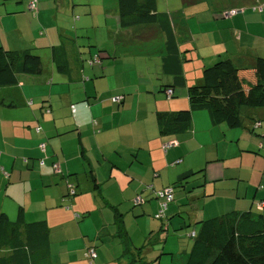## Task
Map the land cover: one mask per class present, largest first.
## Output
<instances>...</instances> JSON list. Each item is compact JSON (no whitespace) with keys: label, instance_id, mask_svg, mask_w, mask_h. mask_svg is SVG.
I'll return each mask as SVG.
<instances>
[{"label":"crops","instance_id":"0c3cea01","mask_svg":"<svg viewBox=\"0 0 264 264\" xmlns=\"http://www.w3.org/2000/svg\"><path fill=\"white\" fill-rule=\"evenodd\" d=\"M87 1L59 0L62 16L59 19L56 17V20L62 22L64 19V29L59 25H56L57 30L53 27L49 29L43 23L33 21L30 23L31 28H28L29 35L25 36L22 30L17 29L20 41L14 42L11 39L13 43L6 47L12 50L32 47L40 58V48L49 47L51 67L45 69L42 63L40 74H23L15 87L1 90L8 98L15 100L17 105H0V213L4 212L9 218L12 216L15 219L18 208L22 206L27 221V204L20 197L11 195L9 190L13 188V184L30 183L35 186L38 183L43 196L57 193L61 197L60 205L71 206L64 211L68 214L72 212L73 215L74 210H84L85 206L79 208L75 197L72 202L62 200L68 187L61 180L74 181L79 193L80 182L84 177L88 190L97 193V203L105 205L99 209L102 212L112 210L117 231L116 222L120 214L123 216L125 213H133L137 218L153 213L154 217L158 209L154 190L173 186L181 173L207 167L206 175L217 177L218 175L210 172L207 163L222 158L226 163L233 140L237 144L241 141L242 151H259V147L264 148V106H242L243 124L236 129L224 124L213 125L206 111H194L191 128L177 135H161L156 123L157 111L189 106L187 87L200 83L204 66L211 65L217 58L230 59L238 67L252 66L258 57L264 58V0H197L191 5H184L182 0H164L165 6L161 9L158 8L157 0V10L168 13L178 46L184 52L182 69L185 84L174 89L179 94L176 98L167 97L160 89L170 87L173 76L163 72V35L158 27L146 25L121 28L116 0L110 9L106 0H99L95 4L98 7L96 17L98 20L99 13L104 14L107 23L104 24L103 21V25L106 27L109 24L108 10L112 12L113 23L105 30L106 36L111 40L109 43L112 45L109 46L97 36L101 24L99 21L94 22L89 2L91 0ZM42 2L47 4L48 9L54 10L49 5L50 0ZM86 3L88 13L83 14L90 16L85 20L78 16V19L83 24L81 28H86V34H89V44H95L90 45L93 49H88V55L82 45H78L77 40L73 39L76 37H73V29L66 25L71 18L74 20L77 11L82 12L76 6ZM38 7L40 13L42 7L40 9L39 0ZM237 8L242 10L231 16L224 14L227 10ZM0 16L2 17L1 11ZM191 21L195 25L203 22L206 28L195 31ZM94 27L97 29L93 38L89 30L92 31L91 28ZM120 34L122 36L117 38ZM94 55L99 57L100 63L97 66L89 63L87 66V61ZM134 59V66L127 69L126 66ZM150 62L154 63L149 67ZM58 65L64 68L60 69ZM118 95L123 98L119 102L112 101L111 98ZM74 104H79L83 110L81 113L87 112L82 125L74 115ZM44 141L45 150L42 151L39 144ZM164 145H168L166 150ZM220 150L223 151L222 154ZM261 152L264 154L263 149ZM41 159L43 163H40ZM261 159L260 166L264 164V158ZM253 162L255 164L256 160ZM53 163L59 164L58 171L52 167ZM90 171L98 184L97 188L92 187ZM240 176L239 179L233 177L227 183L233 195L226 198V207L211 208L206 216L198 217L197 212L194 216L183 218V223L186 220L188 224H195L199 219L230 210H252L255 197L241 201V197L247 196V191L241 193L243 184L240 181H246L247 178ZM262 177L264 178V173ZM202 181L200 174H197L177 183L176 187H180L184 193L174 192L166 212L170 210L171 203H179L180 208L175 209L178 213L188 204L187 200L193 203L196 200V206L200 202L204 208L205 198L209 193L204 187L205 181ZM56 184H60L59 191L50 192L46 189ZM147 184L152 185V188L145 187ZM189 188L196 189L188 193ZM256 191L254 195L260 196L256 202L255 212H258L264 210V184L260 182ZM135 193L144 198L143 203H130ZM183 200L186 203H180ZM9 202L12 206L8 207L6 204ZM259 203L262 204L261 208L258 207ZM85 210L90 209L86 207ZM166 212V222L163 224L167 226L172 221ZM102 222H106L103 215ZM88 247L95 248V260L101 259L102 254L95 245L89 244ZM162 253L169 252H160ZM175 256L173 255L171 262ZM179 256L182 263L187 253H180ZM51 259V264H55L57 260L53 256ZM174 264L179 263L174 261Z\"/></svg>","mask_w":264,"mask_h":264},{"label":"trees","instance_id":"16d2710c","mask_svg":"<svg viewBox=\"0 0 264 264\" xmlns=\"http://www.w3.org/2000/svg\"><path fill=\"white\" fill-rule=\"evenodd\" d=\"M196 2L182 0L184 5ZM116 9L121 28L155 25L161 31L163 72L173 76L171 97L177 96L174 89L185 84L182 69L184 52L178 46L168 13L157 10V0H116ZM58 67L64 68L61 65ZM41 71L42 61L34 48L12 50L0 43V105H17L15 100L2 93V89L15 87L23 74L37 75ZM168 88L164 86L160 89L165 92ZM187 98L189 106L186 108L156 112V123L161 135L187 132L191 128L194 111H206L215 126L224 124L231 129L241 127L242 106H264V58L258 57L249 67H238L227 58L204 66L202 81L187 87ZM197 174L204 181V168L190 170L181 173L174 185H171L172 188ZM90 177L92 187L97 188L98 184L91 171ZM76 189L75 186V194L78 193ZM116 224L117 235L124 244L122 256L128 257L129 263L151 264L160 259V254L148 261L141 250L131 252L122 214L118 216ZM193 230L195 235L192 237L191 248L181 264H264V210L226 211L195 221ZM168 254L173 258L171 252ZM51 263L49 225L45 219L25 221L22 206L18 208L14 220H10L4 212L0 213V264Z\"/></svg>","mask_w":264,"mask_h":264},{"label":"rangeland","instance_id":"374dc122","mask_svg":"<svg viewBox=\"0 0 264 264\" xmlns=\"http://www.w3.org/2000/svg\"><path fill=\"white\" fill-rule=\"evenodd\" d=\"M39 1L40 9L42 7L40 13L38 10V0H36V10L34 12L28 7L30 0H0V11L2 15V17L0 16V42L5 47H9V45L13 43L11 42V39L14 40V42H17L18 40L20 41L17 35V29L22 30L23 33H25V36L29 35L28 33L30 30H28V28H31L30 23L33 21L38 24L43 23L49 29L53 27L57 30L56 25L61 26L62 29L66 27L64 25V19L62 22L56 20V17L59 19V17L62 16V13L60 12V5H58L60 4L59 0H50L49 5H52L54 10L48 9L47 4L42 2L43 0ZM98 1L99 0L89 1L91 2L90 9L94 15V22L97 21L98 23L99 21V24H101L99 29L100 32H97V36L99 37L100 41H104L105 44L107 43L109 46H111L112 44L109 43L111 40L106 36L105 30L110 28L113 23L111 14L112 12L111 10H108L109 24L108 27H106L103 25V21L104 24L107 23L105 22L104 14L99 13L98 20L96 17L98 7L95 4ZM106 5L110 9L112 5L114 6V0H106ZM164 6L165 1L158 0V8L161 9L164 8ZM76 7H78L79 10H82V12L77 11V15H74V20L71 18V16H69L71 21L67 22L66 25L67 28L73 29V37L76 36L73 39L77 40L78 45H82V49H84L88 55V49H93L90 45L95 44H89V38H87L89 34H86V28H81L83 27V24L79 22L78 16H81L83 20L88 18L90 14H83V12L88 13L87 9L89 7L87 3L83 4V6L80 5ZM38 15H40V18H37ZM191 24L195 31H200L203 27H205L203 22L195 25L194 22L191 21ZM91 29L92 31L89 30V33L93 36L97 27ZM121 36L122 34L118 35L117 38H120ZM54 39L55 38H53V40ZM147 45L148 44H145V46ZM123 46L124 45H122L121 49H123ZM49 51V47H43L42 49L40 48L41 59L45 69H48L49 66L51 67ZM218 59L224 58H217L216 60ZM134 61L135 59L130 65H127L126 68L129 69V67H133ZM153 63L154 62L148 63V66L150 67ZM88 64L89 61H87V66ZM94 65L97 66L98 63ZM161 93L164 94L163 92ZM176 97H179V94H177ZM72 107L74 108V115L78 117V120L82 125L87 112L81 113L83 110L80 108L79 104H74ZM44 143L46 142L44 141ZM241 147V141H239L237 144V142L233 140L231 142V146L229 147L231 154L227 156L226 163H224V158L218 161L207 163L209 165L210 172L218 175L217 177L213 175H206L207 167H204V187L207 189V193H209V196L205 198L206 203L204 208L201 207L202 204L200 205V202L196 206V200L194 203L193 201L187 200L188 204H185L184 206L182 205L184 209L182 208L183 210H180L177 213L175 212V209L178 210L180 208V204L171 203V208H173V206L174 208H170V210L166 212V215L171 216L172 223H168L167 226L163 224L166 222V220L154 218L153 213L149 215H142L137 218H135L133 213H125V215L122 216V219L123 225L129 237L131 252L136 253L138 250H141V253L143 252L144 255L143 257L148 261H152L160 254V252L167 251L171 252L173 255H176L173 262H171L172 257L170 254H161L160 259L158 261L152 262L151 264H174V261L180 264L181 258L179 255L180 253L189 252L193 238L189 237L188 234L194 229V224H188L186 220L183 223V218L185 219L188 216H194V214L197 212L199 213L198 217L202 215L206 216V214L213 208L226 207V198H231L233 195V191L229 190L227 183H230L233 180V177L235 179H239L241 177L240 175H243L245 178H247L246 181H240V183L243 184V188L240 190L241 193L247 191V196L245 198L241 197V201L245 200L246 198L247 200H250L252 197H255L252 207V211L255 212L257 210L256 202L260 199V196H255L254 193H257L256 189L260 182L264 184V178L262 177L264 173V164L260 166L262 160L261 158H264V154L261 152V150H264V148H259L258 153V149L242 151ZM220 153L222 154L223 151L220 150ZM253 160H256L255 164ZM4 176H6V174ZM219 177L222 179L219 180ZM64 180L62 179L61 182L67 186L68 180ZM97 181L101 183L99 180ZM139 181L141 182V180ZM85 182L86 181L84 177H82L79 186L80 192L74 196L67 195L64 197V202L66 200L72 202L74 199L73 197H75L77 199L76 204L79 206V208L85 206L84 210H74V217L71 215L72 212L71 214H68L66 211H64L66 207L71 208V206L65 204L63 206L60 205L59 200L61 197H58L57 193L46 195V197L43 196V192L41 191L42 189L38 183L35 186H32L30 183L13 184V188L9 190V193L11 195L20 197L21 200L23 199V202L27 204L25 213L27 215V222L43 219L48 222L51 256H53L54 260H57L55 264H131L129 263L128 257L122 256L124 244L122 242V238L117 235L112 210L110 211L107 209V211L102 212L99 209L100 206L105 205H103V203H97V193L89 191L87 188V183ZM69 185H73L74 188L75 182L70 181ZM189 185L191 186L192 183H189ZM59 186L60 184H56L53 186H48L46 189L50 192L51 190L59 191ZM148 186L149 185L147 184L145 187ZM193 189L195 190L196 188ZM193 189L189 188L188 193H192L194 191ZM174 192L184 193L180 187H176ZM137 195L138 193H135L132 196L130 201L131 204L133 203L134 205V199L137 197ZM57 197L58 202H56ZM98 197L101 201L100 195H98ZM185 199L188 198L185 197ZM180 203H186V201L183 200ZM6 206H12L11 202L6 204ZM74 206L76 207V205ZM86 207H89L90 210H85ZM102 215L106 218V222L104 224L102 222ZM9 219L13 220L14 218L11 216ZM79 224L80 227L78 226ZM102 228L104 230H101ZM85 244L88 246L89 244L90 246L95 245L98 249V252L102 254L101 259H97L95 261L87 259L84 255L86 250H84V248L88 246H85ZM63 258H65V260Z\"/></svg>","mask_w":264,"mask_h":264},{"label":"built area","instance_id":"2783aa9c","mask_svg":"<svg viewBox=\"0 0 264 264\" xmlns=\"http://www.w3.org/2000/svg\"><path fill=\"white\" fill-rule=\"evenodd\" d=\"M35 6H36V0H30L28 7L31 11H35ZM242 9H230L224 12L225 15L227 16H231L234 15L235 13L241 11ZM90 64H96V63H100V59L97 55H94L90 60H89ZM166 96L167 97H171L172 95V89L168 88L166 91ZM123 98L122 95H118V96H114L112 97V101L114 102H119L121 99ZM259 123V122H258ZM257 125V124H255ZM261 146V145H260ZM168 147V145H164L163 148L164 150H166ZM39 149L44 151L45 150V143H40L39 144ZM26 161V160H25ZM44 161L41 159L40 163H43ZM52 167L54 168V170L58 171L59 170V164L58 163H53ZM2 172H4L3 168ZM69 186V190L67 191V194L70 196H74L75 195V185L73 188V185H69V181H67V187ZM148 188H152V185H149ZM154 194L156 196V198L158 199V209L156 211V213L154 214V217L157 219H161V220H165V212L167 209L168 204L173 200L174 197V189L172 188V186H165L162 187L160 189H156L154 190ZM144 202V198H142L140 195H137V197L134 199V204H141ZM258 207H262V204L259 203ZM189 237H193L195 235V231L192 230L189 234ZM84 255L87 259L94 261L97 257V252L95 250V248L93 247H88L85 252Z\"/></svg>","mask_w":264,"mask_h":264},{"label":"water","instance_id":"95a60500","mask_svg":"<svg viewBox=\"0 0 264 264\" xmlns=\"http://www.w3.org/2000/svg\"><path fill=\"white\" fill-rule=\"evenodd\" d=\"M169 88H171V87H169ZM162 254H164V253H162ZM166 254V253H165ZM161 255V254H160Z\"/></svg>","mask_w":264,"mask_h":264}]
</instances>
